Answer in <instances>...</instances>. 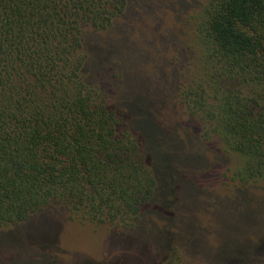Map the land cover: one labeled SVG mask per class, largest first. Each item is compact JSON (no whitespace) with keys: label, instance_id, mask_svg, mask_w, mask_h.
Segmentation results:
<instances>
[{"label":"trees","instance_id":"obj_1","mask_svg":"<svg viewBox=\"0 0 264 264\" xmlns=\"http://www.w3.org/2000/svg\"><path fill=\"white\" fill-rule=\"evenodd\" d=\"M127 8L0 0V229L15 228L0 234V249L48 210L123 232L139 229L148 208L173 216L185 142L158 121L150 93H131L122 110L113 104L123 75H107L108 48L97 46L98 67H88L86 34L108 32ZM203 15L198 68L179 98L203 140L236 157L232 180L264 183V0H211ZM49 238L31 250H49Z\"/></svg>","mask_w":264,"mask_h":264},{"label":"rangeland","instance_id":"obj_2","mask_svg":"<svg viewBox=\"0 0 264 264\" xmlns=\"http://www.w3.org/2000/svg\"><path fill=\"white\" fill-rule=\"evenodd\" d=\"M210 1L128 0L114 28L86 34L89 69L98 67L100 45L109 49V55H101L107 75H123L111 88L113 104L122 110L131 93H150L153 110L162 106L155 113L158 121L186 144L173 216L148 208L139 229L123 232L65 220L58 210H48L18 228L21 236L0 249V264H264V183L244 187L234 182L236 157L219 142L203 140L201 124L179 98L198 68V28ZM9 229L15 228H2L0 234ZM43 237L54 238L55 245L31 250ZM33 251L39 258L28 263ZM43 252L54 259L44 262Z\"/></svg>","mask_w":264,"mask_h":264}]
</instances>
